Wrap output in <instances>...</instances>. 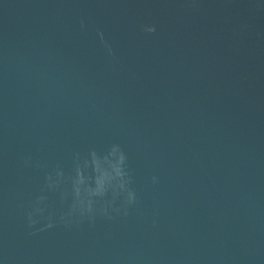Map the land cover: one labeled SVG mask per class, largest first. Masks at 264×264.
Listing matches in <instances>:
<instances>
[{
	"label": "water",
	"instance_id": "1",
	"mask_svg": "<svg viewBox=\"0 0 264 264\" xmlns=\"http://www.w3.org/2000/svg\"><path fill=\"white\" fill-rule=\"evenodd\" d=\"M0 264H264V0H0Z\"/></svg>",
	"mask_w": 264,
	"mask_h": 264
},
{
	"label": "clouds",
	"instance_id": "2",
	"mask_svg": "<svg viewBox=\"0 0 264 264\" xmlns=\"http://www.w3.org/2000/svg\"><path fill=\"white\" fill-rule=\"evenodd\" d=\"M144 31L149 32V33H151V32H155V31H156V26H155V25H151L150 27L145 26V27H144ZM153 180L155 181L156 178L154 177ZM135 200H136V194H135L134 191H132V192L130 193L129 203H130V204H131V203H134ZM35 223H36V221H35L34 219H32V214H31V213H28V226H29V227H32ZM65 224L68 225V224H70V222L65 221ZM54 226H55V225H54L53 223H49V224L46 225V227H48V228H51V227H54Z\"/></svg>",
	"mask_w": 264,
	"mask_h": 264
}]
</instances>
